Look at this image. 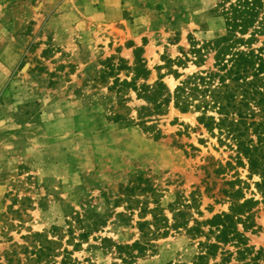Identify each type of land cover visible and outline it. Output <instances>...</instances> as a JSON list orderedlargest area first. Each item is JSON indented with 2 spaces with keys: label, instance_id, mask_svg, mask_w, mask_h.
<instances>
[{
  "label": "rangeland",
  "instance_id": "rangeland-1",
  "mask_svg": "<svg viewBox=\"0 0 264 264\" xmlns=\"http://www.w3.org/2000/svg\"><path fill=\"white\" fill-rule=\"evenodd\" d=\"M217 1L0 0V264H34L21 247L33 249L37 233L80 264H192L205 237L192 239L184 224L228 212L232 191L258 201L250 228L238 229L264 258L260 177L235 143L172 100L143 128L145 101L119 84L133 79L124 66L135 49L148 70L135 85L161 81L159 100L209 66L175 61L190 39L224 32ZM256 38L253 47H264V33ZM254 126L246 131L253 144ZM153 217L141 238L137 223ZM138 239L151 246L124 262L114 243ZM205 264L223 263L218 255Z\"/></svg>",
  "mask_w": 264,
  "mask_h": 264
},
{
  "label": "trees",
  "instance_id": "trees-1",
  "mask_svg": "<svg viewBox=\"0 0 264 264\" xmlns=\"http://www.w3.org/2000/svg\"><path fill=\"white\" fill-rule=\"evenodd\" d=\"M214 11L223 20L224 32L201 42L190 39L188 52H183V57H177L175 61L180 65L190 62L197 68L203 67L208 60H211V63L206 68L180 79L172 95L158 99L165 94L161 81L136 87L135 81L148 74L143 59L138 54L139 49H135L133 66H124L133 70V79L122 80L119 84L132 88L137 97L145 101L146 104L137 109V116L143 128H152L153 126L147 125L146 118L164 111V107L172 100L173 106L182 113L199 112L197 122L212 135L214 130L219 134L225 133L227 139L233 141L238 152L247 159L251 175L260 177L255 186L264 204V119L258 122H247L246 119L255 114L264 115V47H253L257 35L264 33V0H218ZM171 72L176 79L181 77V74ZM253 125L255 144L253 138L246 137V131ZM238 192L226 193V197L232 199L228 212L215 214L204 221H194L192 226L184 224L192 239L205 237V241H198L200 250L194 255L192 264H205L210 258H216L218 255L223 264L230 262L232 258L238 264H260L263 251H254L252 247L247 246V239L243 234V231H247L251 226L250 220L254 215L251 206L258 201L253 198L244 199V196L240 195L239 199H243L240 202L237 199ZM154 219L156 221L153 217L152 222L137 223L141 238L148 235L144 229L154 224ZM238 225H241L243 231H239ZM203 227H207L206 232ZM85 234L80 233L79 237L84 238L87 235ZM34 236L36 246L33 249L21 247L22 252L28 255L26 259H31L34 264L41 261H44V264H80L77 259L72 258L67 249L64 248L59 253V248L52 247L59 245L58 240L49 239L42 233ZM209 236L213 237L212 242L209 241ZM104 240L112 243L110 239ZM227 244L233 246L235 251L224 249ZM114 246L121 259L129 262L151 245L149 239L145 242L138 239L131 244L114 243ZM54 249L58 254H54ZM133 250H137L135 255Z\"/></svg>",
  "mask_w": 264,
  "mask_h": 264
}]
</instances>
